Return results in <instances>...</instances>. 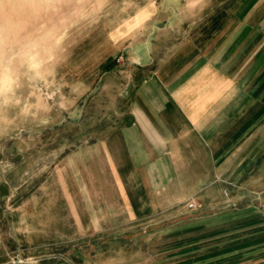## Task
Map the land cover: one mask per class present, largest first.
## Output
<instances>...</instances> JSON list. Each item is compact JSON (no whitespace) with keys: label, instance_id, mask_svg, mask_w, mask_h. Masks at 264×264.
Segmentation results:
<instances>
[{"label":"rangeland","instance_id":"rangeland-1","mask_svg":"<svg viewBox=\"0 0 264 264\" xmlns=\"http://www.w3.org/2000/svg\"><path fill=\"white\" fill-rule=\"evenodd\" d=\"M159 3L190 0H0V264H264V158L234 184L156 194L130 214L101 161L79 157L119 104L87 76Z\"/></svg>","mask_w":264,"mask_h":264},{"label":"crops","instance_id":"crops-1","mask_svg":"<svg viewBox=\"0 0 264 264\" xmlns=\"http://www.w3.org/2000/svg\"><path fill=\"white\" fill-rule=\"evenodd\" d=\"M204 2L144 7L132 37L118 39L87 76L119 104L112 128L79 157L95 167L101 161L130 214L156 194L189 198L218 182L234 184L246 176L248 158L263 161L264 0ZM2 215L0 203V259L7 252Z\"/></svg>","mask_w":264,"mask_h":264},{"label":"built area","instance_id":"built-area-1","mask_svg":"<svg viewBox=\"0 0 264 264\" xmlns=\"http://www.w3.org/2000/svg\"><path fill=\"white\" fill-rule=\"evenodd\" d=\"M191 206L193 207V206H194V204H191Z\"/></svg>","mask_w":264,"mask_h":264}]
</instances>
